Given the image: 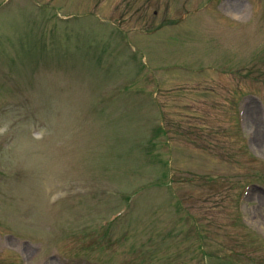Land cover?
<instances>
[{
	"label": "rangeland",
	"instance_id": "rangeland-1",
	"mask_svg": "<svg viewBox=\"0 0 264 264\" xmlns=\"http://www.w3.org/2000/svg\"><path fill=\"white\" fill-rule=\"evenodd\" d=\"M0 264H264V0H0Z\"/></svg>",
	"mask_w": 264,
	"mask_h": 264
},
{
	"label": "bare ground",
	"instance_id": "bare-ground-1",
	"mask_svg": "<svg viewBox=\"0 0 264 264\" xmlns=\"http://www.w3.org/2000/svg\"><path fill=\"white\" fill-rule=\"evenodd\" d=\"M247 121H248V123H254V121H255L254 108L251 105L249 106L248 111H247ZM260 138L262 139V133H260V131H258L256 133V139L259 140Z\"/></svg>",
	"mask_w": 264,
	"mask_h": 264
}]
</instances>
